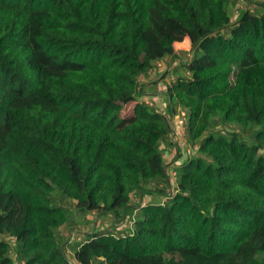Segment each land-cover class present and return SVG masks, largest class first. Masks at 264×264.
Segmentation results:
<instances>
[{"label":"trees","instance_id":"trees-1","mask_svg":"<svg viewBox=\"0 0 264 264\" xmlns=\"http://www.w3.org/2000/svg\"><path fill=\"white\" fill-rule=\"evenodd\" d=\"M252 1L0 0V264H264V12L231 15ZM187 38L161 109L140 78ZM74 210L112 229L70 257Z\"/></svg>","mask_w":264,"mask_h":264},{"label":"rangeland","instance_id":"rangeland-1","mask_svg":"<svg viewBox=\"0 0 264 264\" xmlns=\"http://www.w3.org/2000/svg\"><path fill=\"white\" fill-rule=\"evenodd\" d=\"M251 9L253 12H256L258 14L260 13H263L264 12V0H253L251 3H245V4H241L240 6L238 7H235L234 9L232 8L231 10V15H232V19L233 21L236 20V18H238L242 11H244L246 8ZM242 8H245V9H242ZM242 9V10H241ZM237 11L239 13H237ZM184 61L186 62L187 60H185V58H183ZM176 61L174 63L171 64V71L169 70L170 68L167 66V64L164 63L165 65V68L163 69V74H166L169 72V74H171L173 76V80L176 78V74L173 72V69L176 67L177 64H175ZM175 64V65H174ZM173 68V69H172ZM237 68H236V72L235 74L233 75L232 79H231V82L234 83L235 81V77H236V73H237ZM165 80V84L166 83H170V81H173V80H170L168 76H166V78L164 79ZM141 83V82H140ZM165 89V88H164ZM155 91H159V88H155V89H152L150 91V93H156ZM150 103V102H149ZM164 105L168 106V98L166 96L163 97V102ZM177 111H176V116L179 115L178 112L182 113V111L178 108H175ZM178 109L180 111H178ZM180 113V114H181ZM179 124V123H178ZM180 130L182 132H184L185 128L183 127H179ZM222 128L220 127L218 130H221ZM181 132V134H182ZM250 133V132H249ZM249 137L250 135L246 134V139L249 140ZM178 138V136H177ZM189 145V144H188ZM176 147V149H175ZM174 147V152L173 153H169L167 152V150L170 149V147H168L167 149L164 150V153H165V156H166V160L168 162H170V165L169 166H172L171 164V161H176V164L179 165L180 163H183L184 160H186L189 156H188V147H187V140H186V137L185 138H180V142H178V144ZM167 152V153H166ZM186 153V154H185ZM182 156L183 154H185L183 157H179L180 155ZM185 158V159H184ZM179 162V163H178ZM174 164V163H173ZM176 167V165H174ZM173 166V167H174ZM172 174L174 172H171ZM171 177V180L173 182H175V179H176V176L175 175H170ZM145 203L146 202H152V198H146L144 199ZM167 198L164 197V198H159L157 201L158 202H167ZM155 201V200H154ZM60 204V203H59ZM73 217H74V221H75V225L73 227V229L69 230V229H62L60 231V235L63 237V239L66 241L65 242V245H67V255L72 257L73 254H74V248H75V241H77V239L80 237V239H78V243H80L83 238L82 234L84 233H88V232H93L94 230H105V229H112L111 228V223H112V219L111 217L107 216L106 218L105 217H102V216H96L95 217H89V216H82L80 213H77V212H74L73 214ZM77 222V223H76ZM118 225L120 224V226L124 227V229H126V220H121V221H118L117 222ZM70 244V245H69ZM12 257L14 258L15 255H14V252L11 254Z\"/></svg>","mask_w":264,"mask_h":264},{"label":"crops","instance_id":"crops-1","mask_svg":"<svg viewBox=\"0 0 264 264\" xmlns=\"http://www.w3.org/2000/svg\"><path fill=\"white\" fill-rule=\"evenodd\" d=\"M176 50H177L176 56H177L178 59H174V58L164 59V63L165 64L168 63L169 68H170L169 69L170 71H171V67L170 66L175 61H176L175 64L178 65V63L180 62V60H182L183 58L188 57V59H189V58L192 57V43H191L190 39L187 38L183 42L177 43L176 44ZM177 65H176V67H177ZM166 74H168V73H166ZM166 74H163V73H161V74H151V75L144 76V77H141L140 78V82H141L140 84L142 85V98H144L145 100H151L152 99V100L156 101L157 106L159 108H161V109H164V110L168 107V106L164 105V103H162L163 102V97L166 96L165 95V89H164L165 88V80L164 79L166 78V76H168L170 80H173V76L171 75L172 73L169 74V75H166ZM157 87L159 88V91L158 92L155 91L156 93H150V91L152 89H155ZM178 111H180V110L178 109ZM178 114L180 115L179 112H178ZM179 115L176 116V114H175V120H176V118L179 117ZM179 127L180 126H178V125L176 126L177 136L178 135L180 136V135H183L184 134V132H182ZM181 132H182V134H181ZM179 136H178V138H176V140H177L176 145L178 144V142H180V138H182V137H179ZM167 152L173 153L174 152V147L173 146L170 147V149L167 150ZM165 158H166V156H165ZM172 162H176V161H171V163ZM166 163L168 165H170V162H168L167 160H166ZM173 166L174 165H172V166L169 167L170 174H172L171 172H173V170H174V167ZM74 212H77V211L74 210ZM74 212H73V214H74ZM77 213H79V212H77ZM82 216H89V217L92 216V217H95V214L94 215L93 214H84ZM65 229H67V228H65ZM94 231H96V230H94ZM93 232H88V233L91 234ZM78 239H80V237ZM78 239H77V241L74 240L75 241V244L78 243V241H79Z\"/></svg>","mask_w":264,"mask_h":264},{"label":"built area","instance_id":"built-area-1","mask_svg":"<svg viewBox=\"0 0 264 264\" xmlns=\"http://www.w3.org/2000/svg\"><path fill=\"white\" fill-rule=\"evenodd\" d=\"M243 4H245V3H243ZM237 13H239L238 11H237ZM158 67L161 69V70H163L164 68H165V66H164V63L163 62H161V63H159L158 64ZM181 113V112H180ZM172 122H173V124L175 125V126H180V127H184L185 126V123H186V118H185V113L184 112H182L180 115H179V117L178 118H176V120H175V118H172ZM179 123V124H178ZM176 134H177V131H176ZM192 153V150L191 149H188V155H190ZM171 175H175V174H171ZM16 264H18V262H16ZM21 264H25V262H22Z\"/></svg>","mask_w":264,"mask_h":264}]
</instances>
